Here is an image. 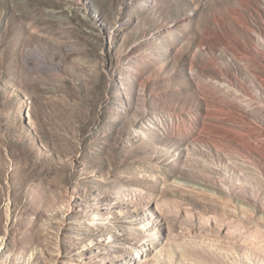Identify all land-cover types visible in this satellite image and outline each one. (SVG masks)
Instances as JSON below:
<instances>
[{
    "label": "rangeland",
    "instance_id": "374dc122",
    "mask_svg": "<svg viewBox=\"0 0 264 264\" xmlns=\"http://www.w3.org/2000/svg\"><path fill=\"white\" fill-rule=\"evenodd\" d=\"M0 264H264V0H0Z\"/></svg>",
    "mask_w": 264,
    "mask_h": 264
},
{
    "label": "bare ground",
    "instance_id": "6f19581e",
    "mask_svg": "<svg viewBox=\"0 0 264 264\" xmlns=\"http://www.w3.org/2000/svg\"><path fill=\"white\" fill-rule=\"evenodd\" d=\"M214 117V116H213ZM212 118V117H211ZM216 118V117H215ZM213 119V118H212Z\"/></svg>",
    "mask_w": 264,
    "mask_h": 264
}]
</instances>
